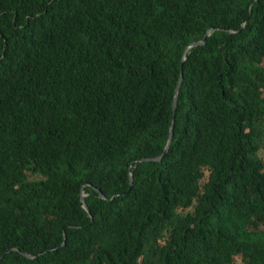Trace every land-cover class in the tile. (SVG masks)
<instances>
[{
	"label": "trees",
	"instance_id": "16d2710c",
	"mask_svg": "<svg viewBox=\"0 0 264 264\" xmlns=\"http://www.w3.org/2000/svg\"><path fill=\"white\" fill-rule=\"evenodd\" d=\"M0 264H264V0H0Z\"/></svg>",
	"mask_w": 264,
	"mask_h": 264
},
{
	"label": "water",
	"instance_id": "95a60500",
	"mask_svg": "<svg viewBox=\"0 0 264 264\" xmlns=\"http://www.w3.org/2000/svg\"><path fill=\"white\" fill-rule=\"evenodd\" d=\"M211 34V31H208V33L206 34V36L203 38V40H197V41H193L192 43H190L187 47H186V51L188 49H190L191 47H194V46H197V45H201V44H204L206 43V40H207V37ZM185 56L183 58V61L185 60ZM182 79H183V72H181V75H180V79H179V82H178V85H177V89H176V95H175V99H174V116H175V112H176V107H177V104H178V92H179V88H180V85H181V82H182ZM174 123H175V118L173 117V120H172V125H171V128H170V135H169V139H168V142L166 144V148H165V151H164V154L162 156H164L166 154V152L169 150L170 148V145L172 143V140H173V136H174ZM162 156L161 157H156L154 159H146V160H156V161H160L162 159ZM133 188V176L131 175V189ZM101 197L103 199H106L104 195H102L100 193ZM82 202L84 204V209L88 212L89 216L91 217V219L93 220V216H92V213L86 203V195L83 193L82 195ZM28 256H33L32 254H28Z\"/></svg>",
	"mask_w": 264,
	"mask_h": 264
}]
</instances>
